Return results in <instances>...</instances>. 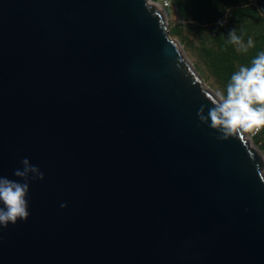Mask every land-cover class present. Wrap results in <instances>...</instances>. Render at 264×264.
<instances>
[{"label":"water","instance_id":"95a60500","mask_svg":"<svg viewBox=\"0 0 264 264\" xmlns=\"http://www.w3.org/2000/svg\"><path fill=\"white\" fill-rule=\"evenodd\" d=\"M213 99L154 2L0 0V176L44 174L0 264H264V155Z\"/></svg>","mask_w":264,"mask_h":264},{"label":"rangeland","instance_id":"374dc122","mask_svg":"<svg viewBox=\"0 0 264 264\" xmlns=\"http://www.w3.org/2000/svg\"><path fill=\"white\" fill-rule=\"evenodd\" d=\"M165 11L167 31L175 39L193 70L200 75L202 83L219 98L226 96L227 85L216 74V59L219 58L221 42L228 41V33L235 29L245 43L251 38L254 47L247 52L237 50L231 44L234 56V71L240 66H250L258 52L264 51V5L257 0H211L208 10L213 21L196 11L195 0H182L180 9L173 0H150ZM225 21L221 27L217 22ZM230 44V43H228ZM258 49L257 53L254 50ZM251 143L264 155L258 142L264 143V127L258 132H247Z\"/></svg>","mask_w":264,"mask_h":264},{"label":"clouds","instance_id":"9594fccd","mask_svg":"<svg viewBox=\"0 0 264 264\" xmlns=\"http://www.w3.org/2000/svg\"><path fill=\"white\" fill-rule=\"evenodd\" d=\"M221 27L225 21L217 22ZM227 43L237 46L238 51L247 52L254 47V41L249 38L247 43L236 30H230ZM226 96L211 100L213 105L205 115V105L197 112L199 121L216 130L217 139L228 140L234 134L258 132L264 127V51L258 52L251 60L250 66H240L231 75L226 88ZM210 121V123H209ZM22 169L14 171L16 177L23 183L0 176V227L15 225L18 220L27 221L29 208V181L43 180L44 174L38 166L32 165L28 158L21 161ZM260 179L264 181V169L257 165ZM67 207V204H61Z\"/></svg>","mask_w":264,"mask_h":264},{"label":"trees","instance_id":"16d2710c","mask_svg":"<svg viewBox=\"0 0 264 264\" xmlns=\"http://www.w3.org/2000/svg\"><path fill=\"white\" fill-rule=\"evenodd\" d=\"M211 0H195L196 11L199 12V15L205 14L209 21H213V17L209 13L208 3ZM177 4V6L182 9V0H173ZM261 5H264V0H257ZM231 44L221 42V51L219 54V58L216 59V74L222 79V81L228 85L230 82L231 75L234 71V56L233 49L230 46ZM258 49L254 50V53H257ZM264 149V143H261V146Z\"/></svg>","mask_w":264,"mask_h":264},{"label":"bare ground","instance_id":"6f19581e","mask_svg":"<svg viewBox=\"0 0 264 264\" xmlns=\"http://www.w3.org/2000/svg\"><path fill=\"white\" fill-rule=\"evenodd\" d=\"M148 1L151 2L150 0H148ZM154 5L157 6L158 8H160L159 4H157L156 2L154 3Z\"/></svg>","mask_w":264,"mask_h":264},{"label":"built area","instance_id":"2783aa9c","mask_svg":"<svg viewBox=\"0 0 264 264\" xmlns=\"http://www.w3.org/2000/svg\"><path fill=\"white\" fill-rule=\"evenodd\" d=\"M261 143L260 142H258V144L257 145H260Z\"/></svg>","mask_w":264,"mask_h":264}]
</instances>
